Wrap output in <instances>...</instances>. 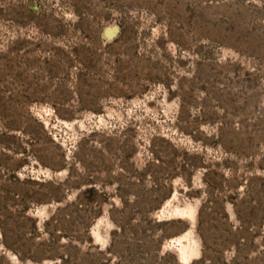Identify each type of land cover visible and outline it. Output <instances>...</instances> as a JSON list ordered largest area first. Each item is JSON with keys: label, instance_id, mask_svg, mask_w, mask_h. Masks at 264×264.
Listing matches in <instances>:
<instances>
[{"label": "rangeland", "instance_id": "obj_1", "mask_svg": "<svg viewBox=\"0 0 264 264\" xmlns=\"http://www.w3.org/2000/svg\"><path fill=\"white\" fill-rule=\"evenodd\" d=\"M178 248L264 264V0H0V264Z\"/></svg>", "mask_w": 264, "mask_h": 264}, {"label": "bare ground", "instance_id": "obj_2", "mask_svg": "<svg viewBox=\"0 0 264 264\" xmlns=\"http://www.w3.org/2000/svg\"><path fill=\"white\" fill-rule=\"evenodd\" d=\"M170 244H176V245H181L182 240L181 239H176V240H171ZM177 252L179 254V259L182 264H189V254L186 248H178Z\"/></svg>", "mask_w": 264, "mask_h": 264}]
</instances>
